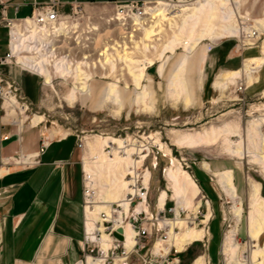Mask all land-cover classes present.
Masks as SVG:
<instances>
[{"label":"bare ground","instance_id":"6f19581e","mask_svg":"<svg viewBox=\"0 0 264 264\" xmlns=\"http://www.w3.org/2000/svg\"><path fill=\"white\" fill-rule=\"evenodd\" d=\"M240 1L193 0L180 2L185 5L171 4L179 2L162 3L157 1L145 9L146 14L143 18L133 20L134 25L131 24V26L137 28L130 32L123 29L121 23H117V20L111 18V15L101 18L99 24L90 22L91 17H87L86 24L79 23V20H63L59 25L48 27H39L34 25L31 20H24L16 24L13 23L10 31L11 56L15 63L43 78V86L45 87L50 86L52 75H56L57 78L71 79L72 86L66 91L62 99L69 107L78 103L81 98L91 97L89 83L93 82L96 77L104 79L102 76L95 75L97 71L103 72L101 75L114 78L103 89L97 105L111 103L116 106L115 113L118 115L123 109L118 84H123L125 90L128 88L129 82L124 79L123 75L117 77L113 73H117L118 69L122 70L124 67L126 75L131 78V83L134 89L137 90L136 96L133 98V104L139 107L141 111H151L146 103L148 93L142 84L144 80L148 81L144 72L147 73V70L154 67L157 62L158 68H156L155 74L161 77L163 75L161 70L166 65L167 59L171 58L177 47H182L183 54L172 68L166 87L170 99L177 101L182 98L183 104L187 107L192 104L190 88H188L186 79L187 68L191 56L200 47L201 41L217 45L223 39L243 36L242 41L249 43L254 39H259L264 30V13L261 18L255 21V26L249 24L240 27L237 24L235 8L240 4ZM94 14L96 16L101 15L98 12ZM101 25L102 30L105 31L104 34H101L103 31L99 30ZM113 26L115 28L111 29ZM161 33L166 34L167 37L162 42L161 49L156 52L155 56L149 58L146 53L149 54L150 50L154 52L155 43L159 40L157 36ZM206 47L207 44L204 54L206 53ZM135 52L139 53L141 60L134 59L133 54ZM261 55H264V41L261 45ZM203 61L204 57H202L199 64H202ZM263 63L264 57L250 59L240 69L233 70V72H222L214 79L212 87L223 94L229 79L239 78L242 74L250 79L252 71L262 66ZM199 74V81H202L203 74ZM10 97L16 100L13 96ZM16 102L19 107L23 106L17 100ZM17 104L10 102L7 105L6 120L11 121L14 119ZM23 119L26 120L27 118L24 117ZM42 122L43 118L39 115L30 120V124L33 126ZM66 131L68 130L52 129L47 131L44 136L46 141L50 142L56 137H67L69 132ZM87 140L89 139L83 136L84 148L86 147V155L84 159L81 158L83 160V172L85 170L84 183L86 189L84 195V229L88 236L94 237V233L103 231L99 224L100 214L106 213L111 219L113 218L111 213L113 204L116 203L122 206L123 214L129 215L131 213L128 205L130 196L135 195L136 180H142L144 184H148L149 171L146 168L144 176L141 177L138 168L140 163L143 164L146 157H140V154H136L140 150V142L133 141L130 147L125 148L121 140L113 138L110 151H104L102 150L101 145L103 143L100 137H96L93 142ZM204 140L207 141L208 139L204 137V139L195 141L189 137L177 141L176 145L181 148H189ZM157 147L167 159V166L163 170L166 187L157 195V210H161L164 202L169 198L168 193H170L176 208L189 209L193 205V209L196 211L199 202L196 205L195 202L200 196V188L196 181L182 169L183 166L181 167L179 161L171 156L168 149L163 148L160 144H157ZM229 152L233 156L235 154L241 156L238 149H235V151L229 150ZM155 160L153 158L154 165ZM259 160L264 163V156L260 157ZM202 167L204 171L211 173L217 179L218 185L224 194L236 202L233 212L235 225L231 230L226 231L223 239L221 238L223 240L221 251L223 255L224 253L228 255L227 264H242L238 261V252L241 245L236 239L242 209L240 208V197L235 193L232 172L230 170L221 173L211 172L210 166L206 163ZM124 178L127 182L126 186L123 181ZM255 196L254 194L252 197L247 215L246 237L248 242L246 250L249 259L246 264H264V240L261 242V237L264 235V208L257 202ZM144 210L148 214L150 213L146 207ZM175 214L177 218L162 221L161 225L167 224L169 227L168 239L166 243L157 242L154 247L155 252L168 253L173 249L178 254L188 246L193 245L194 242L203 241L202 239L205 236L203 231L185 226L184 221L180 220L181 218L179 219V211H175ZM208 218L209 216L205 220L207 221ZM118 227L123 228L125 239L123 243H125V248L130 250L134 244L132 228L127 223L121 226L118 225ZM180 228H183L181 233ZM176 230H178L177 233ZM97 239L101 249L105 252L108 248V237L101 232ZM87 259V264H103L102 259L94 260L89 257ZM118 261L119 259L116 263ZM192 264H206V262L204 257L200 256L195 258Z\"/></svg>","mask_w":264,"mask_h":264},{"label":"rangeland","instance_id":"374dc122","mask_svg":"<svg viewBox=\"0 0 264 264\" xmlns=\"http://www.w3.org/2000/svg\"><path fill=\"white\" fill-rule=\"evenodd\" d=\"M171 4L185 5L180 2ZM235 10L237 24L240 27L249 24L255 26V21L261 18L264 13V0H241ZM11 11L12 9L7 11L8 18L12 16ZM65 12L74 20H79L81 24H86L87 17H91L90 22L99 24L101 18L111 15L112 7L101 4L78 5L74 9L67 8ZM95 12L102 16H96ZM21 15L18 13L15 18L21 17ZM102 29L101 25L99 30L103 31ZM157 37L159 40L155 43L154 52L150 50L149 54L146 53L149 58L155 56L156 52L161 49V44L167 36L161 33ZM242 40L243 36L223 39L210 54H204L207 42L201 41L200 47L191 56V61L193 60L195 65L189 69L190 73L188 70L186 73V78L193 80L192 104L187 107L183 104L182 98L177 101L170 99L166 87L172 68L183 54L182 47H177L171 58L167 59L166 65L161 70L163 74L161 77L155 74V70L158 68L157 62L155 66L152 65L154 67L147 70V73L142 68L148 78V81L144 80L142 84L148 93L146 103L151 111H141L139 107L133 104L137 90L134 89L131 78L126 75L124 67L122 70L118 69L117 73H113L117 77L123 75L124 79L129 82L128 88L125 90L123 84H118L119 97L123 106L118 115L115 113L116 106L111 103L97 105L107 83L114 80L112 77L101 75L103 72L97 71L95 75L102 76L104 79L96 77L93 82L89 83L91 97L81 98L72 107L62 101L66 91L72 86L71 79L57 78L56 75H52L53 78L49 87L43 86V79H41L37 102L34 105L27 102V109L23 110L19 119L22 116H27L28 120L26 121L30 123L32 118L39 115L43 118V124L29 132L21 133V137L33 136L37 147L38 141L43 137L40 134L43 133L44 135L52 129L68 130L66 132L77 135L79 138L86 136L89 142L100 137L104 151H110L113 138L121 140L125 148L130 147L133 141L140 142L141 147L136 154L146 158L142 165L139 164L138 169L141 177H143L144 170L146 167L149 168L151 186L148 196L151 211L154 210L157 195L166 187L163 170L167 166V159L158 150L157 144L168 149L171 156L179 161L181 167L183 166L182 169L191 175L193 180L199 179L200 185L198 187L202 188L213 199L210 201L207 194L200 190L199 199L195 202V205L199 202L196 211L193 209V205L189 209L174 208V211L181 213L179 219L184 221L185 226L203 231L205 235L203 241L194 242L193 245L181 252L178 264H192L195 258L200 256L204 257L206 264H227L228 255L225 253L223 255L221 251L222 239L226 231L231 230L235 225L233 212L236 202L224 194L217 179L211 173L204 171L202 165L208 164L211 172L215 173L230 170L234 178L235 193L240 197V208L242 209L236 235L237 242H240L241 245L238 261L246 264L249 259L246 250L248 242L246 223L250 202L254 194L257 202L264 208V163L259 160L260 157L264 156V63L252 71L250 79H247L244 74L241 75L242 77L229 79L223 94L212 87V83L218 74L226 71L233 72V70L240 69L243 64L248 63L250 59L264 57L261 55V45L264 41L263 31L259 39H254L249 43ZM7 42V32L6 29H3L2 32L0 31V46L4 47V55L8 50ZM235 50H238L240 55ZM250 54L254 56H250ZM203 55L205 57L202 68L204 78L200 83L201 85H198L199 76L196 64L198 61L200 62ZM133 56L136 60L142 59L138 52H135ZM228 57L231 58L229 62L226 61ZM239 87H242V90H239ZM9 98L11 97L8 96L7 99ZM2 115L3 112H0L1 117ZM10 130L16 129L7 124L4 132ZM225 131L227 133H224ZM4 136H0V139ZM189 137L195 141L204 139V137L208 140L198 142L189 148H181L176 145L177 141ZM68 148H70L69 141L60 144L53 143L43 158L65 156ZM235 149L239 150L241 156L231 155L229 150L235 151ZM154 156L157 158V162L155 160V165L158 166L156 169L151 166ZM136 160L138 159L136 158ZM78 176L79 172L66 178L68 188L69 185L73 187L78 184ZM123 181L126 186L125 178ZM170 195L168 193V200L171 201L170 206L173 208L175 202ZM207 216L209 218L206 221ZM168 217L173 218L172 215H168ZM209 223H211L212 232ZM207 227H209L208 233ZM177 232L178 230H176ZM181 232H183V228ZM262 240H264V235L261 237V242Z\"/></svg>","mask_w":264,"mask_h":264},{"label":"crops","instance_id":"0c3cea01","mask_svg":"<svg viewBox=\"0 0 264 264\" xmlns=\"http://www.w3.org/2000/svg\"><path fill=\"white\" fill-rule=\"evenodd\" d=\"M17 1L19 0H15L16 3ZM34 1L46 2L45 0H27L28 5L19 7L17 14L22 15L17 18L13 8H8L7 11L12 9L10 19L17 21L29 17ZM58 1L62 4L75 3L88 6L106 5L109 0ZM114 1L124 3L154 0ZM156 1L169 3L192 0ZM3 29L0 27L1 32ZM3 49L4 47L0 46V57L4 55ZM235 52L239 54L238 50ZM250 56L254 55L250 54ZM229 60L231 58L228 57L226 61L229 62ZM204 61L202 64H199V61L196 64L198 76H200L199 73L203 74ZM194 65L193 60L189 62L188 73ZM0 76L14 81L28 103L34 105L37 102L41 79H43L39 75L12 61L0 66ZM202 77L204 78V75ZM186 79L191 93L193 80ZM200 83L198 79V85H201ZM7 98L8 95H5L3 102H0V112H3L2 117L0 116V136H9L6 142L0 139V264H74L81 256L79 243L83 240L85 231L82 170L79 163L80 153L75 148L76 138L70 134L60 139L53 138L43 153H37L40 140L36 147L33 136L23 138L21 133L36 129L43 123L33 126L26 121L27 116L19 119L26 107L23 105L20 108L16 100ZM10 102H15L17 106L14 119L8 121L6 107ZM24 117L27 119H23ZM7 124L14 126L16 130L5 133L4 128ZM40 135L45 139V133ZM67 141L70 142V148L65 156L43 158L53 143L60 144ZM85 155L86 147L81 158L84 159ZM77 172H79L78 184L73 187L69 185L68 188L66 178L76 175Z\"/></svg>","mask_w":264,"mask_h":264},{"label":"built area","instance_id":"2783aa9c","mask_svg":"<svg viewBox=\"0 0 264 264\" xmlns=\"http://www.w3.org/2000/svg\"><path fill=\"white\" fill-rule=\"evenodd\" d=\"M46 2L38 3L33 2V10L29 17L20 19L17 21L31 20L34 25L39 27H48L59 25L61 21H72L74 20L72 16L67 14L64 10L66 6L67 8L74 9L78 7L75 3L70 4H62L58 0H45ZM193 1V0H192ZM157 2L149 1V2H116L114 0H109L106 5H110L112 7L111 18H115L117 23H121L123 29H127V32L133 31L135 26L133 24L134 19H141L145 16V9L152 4ZM173 2V1H172ZM178 2V1H176ZM28 5L27 0H19L17 3L15 0H0V27L6 29L8 42H7V52L3 57H0V66L11 63L13 58L11 56V48H10V38H11V29L13 27V23L17 22L11 20L7 17V9L13 8L14 14H17L19 7ZM113 24V22H112ZM115 27L113 26L114 29ZM217 48V45L207 43L206 53L210 54ZM242 85V84H240ZM239 90H242V87H239ZM13 96L19 104L21 103L27 109V100L21 94V91L18 85L7 78H2L0 76V102H3L5 95ZM72 135V134H70ZM76 138L75 148L76 150L82 154L84 149L83 137L79 138L77 135H73ZM9 136L6 135L1 138L2 142L8 141ZM50 142H47L43 137L39 141V148L37 153H43L49 146ZM18 158V156H17ZM156 159L157 158L153 157ZM80 168L82 170V199H83V214L85 207V174L82 168V159L80 157L79 160ZM153 169H156L158 166L151 164ZM149 169L148 167H146ZM135 195L130 196V201L128 208L130 210L129 215L123 214L122 206L118 204H113L111 206L112 219L106 214H100V222L99 224L103 228L104 234L108 237L109 241L108 248L104 252L101 249L100 244H98L99 236L101 235L100 231H97L93 234L94 237H90L86 234V230L84 231L83 240L79 243L81 248V256L74 264H87L88 257L91 259H102L103 264H178L179 263V254L175 253L173 249H171L168 253H160L155 252L154 247L157 242L166 243L168 239V226L167 224H162V221H167L171 218L168 215H172L173 218H176V214L174 211V207L172 208L171 201L166 200L160 211L157 210V201L154 202V210L151 211L150 201H149V188L151 186L150 181L148 184H144L142 180H136ZM170 204V205H169ZM149 210L148 212L144 210V208ZM138 209V211H136ZM181 217V213L179 214ZM127 223L129 227L132 228L133 232V245L130 250L125 248L124 242V231L120 234L122 237L121 240L114 237V234L120 229L118 225H123ZM84 226H85V214H84ZM209 228V227H208ZM123 230V228H121ZM117 259L119 261L116 263ZM136 262V263H135Z\"/></svg>","mask_w":264,"mask_h":264},{"label":"trees","instance_id":"16d2710c","mask_svg":"<svg viewBox=\"0 0 264 264\" xmlns=\"http://www.w3.org/2000/svg\"><path fill=\"white\" fill-rule=\"evenodd\" d=\"M195 180H197L196 181V183L198 184V186L200 185L198 182H199V179H195ZM200 188V187H199ZM200 190H202L203 191V193L204 194H207V193H205V191L201 188ZM207 196L209 197V200L210 201H212L213 199L207 194ZM170 205V204H169ZM211 223H209V225H210ZM210 231H211V225H210ZM212 232V231H211ZM178 256H180V254L178 255Z\"/></svg>","mask_w":264,"mask_h":264},{"label":"water","instance_id":"95a60500","mask_svg":"<svg viewBox=\"0 0 264 264\" xmlns=\"http://www.w3.org/2000/svg\"><path fill=\"white\" fill-rule=\"evenodd\" d=\"M123 232V230L120 228L118 229V231L116 232V234H114L115 238H118L119 240L122 239V237L120 236V234Z\"/></svg>","mask_w":264,"mask_h":264}]
</instances>
